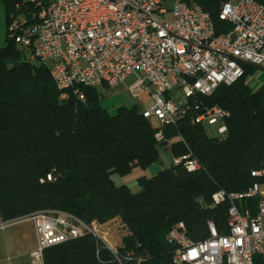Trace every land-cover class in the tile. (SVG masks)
Here are the masks:
<instances>
[{"label": "trees", "instance_id": "16d2710c", "mask_svg": "<svg viewBox=\"0 0 264 264\" xmlns=\"http://www.w3.org/2000/svg\"><path fill=\"white\" fill-rule=\"evenodd\" d=\"M0 1L7 27L12 18L40 10L26 0ZM182 1L208 12L217 35L232 29L220 19L229 0ZM244 69L237 83L195 97L158 141L138 105L111 115L98 88L90 87L81 88L83 98L74 91L62 98L48 65L7 37L0 54V220L63 211L87 224L116 220L125 231L118 257L87 234L46 249L45 264H174L167 237L175 224L184 222L196 242L209 237L210 221L224 231L230 203L215 206L214 195L244 192L262 181L252 173L264 169V87L248 83L259 68ZM213 107L226 113L227 132L220 136L193 123ZM166 152L172 158L191 154L201 169L188 171L171 160L152 178H141L136 194L114 181L115 174L165 164ZM244 204L256 212L258 199ZM255 261L264 264L261 256Z\"/></svg>", "mask_w": 264, "mask_h": 264}, {"label": "built area", "instance_id": "2783aa9c", "mask_svg": "<svg viewBox=\"0 0 264 264\" xmlns=\"http://www.w3.org/2000/svg\"><path fill=\"white\" fill-rule=\"evenodd\" d=\"M26 1L40 10L12 18L8 38L48 65L62 98L69 91L81 95L82 87L116 88L135 75L129 90L141 104L142 95L149 93L153 105L142 113L157 123L158 141L165 139L164 126L186 116L195 97H209L221 85L237 83L245 75L244 65L264 70V6L256 0L225 3L220 19L232 29L221 35L208 12L182 0ZM225 116L219 107L208 108L193 123L220 136L227 132ZM172 163L188 171L201 169L191 154L174 157ZM252 175L262 181L244 192L214 195L215 206L230 203L224 231L210 221L209 237L196 242L184 222L172 227L167 240L174 247V264H256L257 256L264 260V169ZM255 198L256 212L244 204ZM23 222H32L35 229L33 264H45L46 249L87 234L118 257L121 244L106 231V223L87 224L63 211H40L0 220V230ZM111 222L121 231L119 221Z\"/></svg>", "mask_w": 264, "mask_h": 264}, {"label": "rangeland", "instance_id": "374dc122", "mask_svg": "<svg viewBox=\"0 0 264 264\" xmlns=\"http://www.w3.org/2000/svg\"><path fill=\"white\" fill-rule=\"evenodd\" d=\"M8 27L6 12L2 2L0 1V48L7 44ZM30 58L31 56L28 55ZM33 58V57H32ZM136 81L135 75L129 76L117 90H108L107 87L98 88L101 95L102 106L109 111L111 115H115L120 107L132 108L138 104L137 97L129 90L130 86ZM250 87L258 90L264 87V70L259 69L248 81ZM107 89V90H105ZM144 109H150L153 101L150 99L149 93L142 95ZM157 124L156 122H154ZM213 135H215L213 133ZM166 163L158 162L147 170L135 168L133 172L126 177L117 174L113 175V179L117 185L128 186L133 193H139L141 187L139 180L141 178L150 179L163 168L169 167L172 160L170 152L164 153ZM117 228V227H116ZM124 230L114 233L115 242L122 243V235ZM37 246V238L34 225L32 222H23L0 230V264H33L31 252Z\"/></svg>", "mask_w": 264, "mask_h": 264}, {"label": "bare ground", "instance_id": "6f19581e", "mask_svg": "<svg viewBox=\"0 0 264 264\" xmlns=\"http://www.w3.org/2000/svg\"><path fill=\"white\" fill-rule=\"evenodd\" d=\"M154 126H155V129H156V132H157V124L154 123ZM116 224L111 222V223H107L106 224V231L109 233V234H114L117 232V228H116ZM185 264H192V263H185Z\"/></svg>", "mask_w": 264, "mask_h": 264}, {"label": "crops", "instance_id": "0c3cea01", "mask_svg": "<svg viewBox=\"0 0 264 264\" xmlns=\"http://www.w3.org/2000/svg\"><path fill=\"white\" fill-rule=\"evenodd\" d=\"M5 47H3V48H0V54H1V52L3 51V49H4ZM121 85H119L118 87H116V88H107L108 90H117V88H119ZM107 89H105V90H107ZM141 109H143V106H142V104L141 103H139L138 102V104H137Z\"/></svg>", "mask_w": 264, "mask_h": 264}]
</instances>
